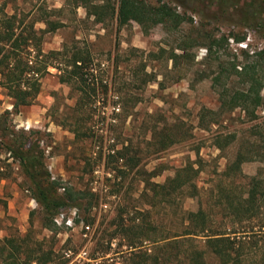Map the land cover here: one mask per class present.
<instances>
[{
  "label": "rangeland",
  "instance_id": "rangeland-1",
  "mask_svg": "<svg viewBox=\"0 0 264 264\" xmlns=\"http://www.w3.org/2000/svg\"><path fill=\"white\" fill-rule=\"evenodd\" d=\"M148 1L168 3L183 22L171 27L131 20L118 28L111 14L103 19L90 14L103 1L0 0L8 13L16 11L25 25H33L42 64L52 59L62 65L60 57L78 52L88 60L95 84L107 85L106 98L78 114L75 89L48 66L33 102L11 114L15 129L39 131L47 168L62 186L59 193L71 190L79 205L62 207L55 216L59 223L46 226L22 174L0 149V169L8 174L0 178V239L27 240L28 249L52 252L53 264L66 259L64 264L103 259L122 264L127 251L118 226L122 220H152L156 237L170 236L183 211L201 208L214 229L223 230L230 223L228 205L243 200L252 177L264 181V86L259 107L221 113L212 86L219 61L230 71L231 62L253 60L252 53L264 49V0ZM210 37L216 43L207 56ZM179 45L184 56L169 58L170 49ZM50 50L62 54L48 58ZM223 83L243 85L238 77L222 76L217 87ZM12 106L0 86V112ZM78 117L88 136L75 137ZM116 150L123 158L117 159ZM238 153L244 157L239 165L234 162ZM182 166L198 169L194 186L182 191L157 187ZM259 217L264 218V209ZM258 225L256 218L235 227L257 230ZM187 246L172 249V255Z\"/></svg>",
  "mask_w": 264,
  "mask_h": 264
},
{
  "label": "trees",
  "instance_id": "trees-1",
  "mask_svg": "<svg viewBox=\"0 0 264 264\" xmlns=\"http://www.w3.org/2000/svg\"><path fill=\"white\" fill-rule=\"evenodd\" d=\"M93 1H103L104 4L93 5L90 14L98 19L111 14L115 17L118 28L131 20L142 25L149 20L151 24L162 23L165 26L177 27L184 19L175 8L162 1L152 3L148 0H117L116 7V0H80L86 5ZM23 24V18L16 11L8 13L5 5H0V86L4 87L13 99V110L5 109L0 112V149L17 166L26 189L41 208L45 225L50 227L55 225L54 218L62 207L79 205L76 202L79 196L73 195L71 190L65 188L63 193H59L62 186L47 168L39 131L15 129L11 123V114L17 112L20 106L33 102L40 90L42 73L47 72L48 66L57 68L60 71V81L75 89L77 97L73 110L78 114L90 102L99 101L100 98L104 100L107 85L95 84L94 77H90L92 73L88 70V60L78 52H74L67 59L60 57L62 65L54 63L52 59L42 64L39 58L42 51L36 40L37 33L32 24ZM210 38V43L205 46L207 56L211 55L216 43L214 37ZM176 49L182 52L175 53ZM33 51L35 52L32 53ZM61 54L59 50H50L46 56L57 59ZM169 54V58H182L185 48L181 45L172 47ZM252 54L255 56L253 60L248 61V56L245 62H231L230 71L228 66H223V61H219V72L212 78V86L218 94L219 113L230 112L236 108L254 110L263 104L261 90L264 86V76L260 71L264 65V49ZM222 76L228 81L238 77L243 85L231 86L223 83L221 87H217V82ZM218 111L206 112L214 114ZM74 123L76 138L88 136L86 130L89 128L84 129L79 117ZM115 153L119 154L120 151L116 150ZM119 158H123L121 153L117 159ZM243 158V155L238 153L235 164L239 165ZM191 172L193 174H190ZM197 172L198 169L191 166H182L157 187L165 191H182L185 185L194 186L192 179ZM7 176L8 174L0 169V178ZM249 184L243 200L228 205L230 223L223 230L214 229L211 217L201 208L196 211H183L178 230L170 236L156 237V225L152 220L144 222L136 216L131 220H122L123 222L118 224L120 238L127 246L122 264H264V218L259 217L260 209H264V181L254 176ZM256 218L259 223L257 230H254L253 226L249 230L235 227V224ZM26 241H19L15 236L0 239V264H53L52 252H44L41 247L28 249L29 242ZM187 243L188 246L183 251H175L172 255V249H179ZM70 256L68 255V258ZM172 257L176 259L175 263ZM209 258L215 259V262H211ZM66 260L60 264H64ZM177 260L182 261L180 263ZM91 264L115 263H108L107 259H103Z\"/></svg>",
  "mask_w": 264,
  "mask_h": 264
},
{
  "label": "built area",
  "instance_id": "built-area-1",
  "mask_svg": "<svg viewBox=\"0 0 264 264\" xmlns=\"http://www.w3.org/2000/svg\"><path fill=\"white\" fill-rule=\"evenodd\" d=\"M55 222L59 223L58 218H54ZM86 228H89L88 225H86Z\"/></svg>",
  "mask_w": 264,
  "mask_h": 264
}]
</instances>
